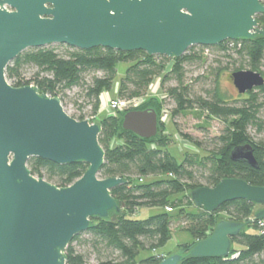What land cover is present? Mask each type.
<instances>
[{
  "label": "water",
  "instance_id": "95a60500",
  "mask_svg": "<svg viewBox=\"0 0 264 264\" xmlns=\"http://www.w3.org/2000/svg\"><path fill=\"white\" fill-rule=\"evenodd\" d=\"M261 15L262 0H0V264H66L70 243L94 220L123 214L111 192L127 183L100 178L106 157L100 125L75 120L59 97L41 95L35 86H11L6 70L12 62L28 50L54 45L180 59L193 47L264 37ZM231 78L240 95L264 86V77L254 71ZM122 128L150 140L159 134V118L153 109L129 111ZM31 158L84 163L88 170L73 185L59 188L32 175ZM230 158L259 168L250 144L232 150ZM190 198L209 213L239 200L256 209L247 222L221 219L208 239L160 264L228 259L233 239L264 221V187L240 179L198 188Z\"/></svg>",
  "mask_w": 264,
  "mask_h": 264
},
{
  "label": "trees",
  "instance_id": "16d2710c",
  "mask_svg": "<svg viewBox=\"0 0 264 264\" xmlns=\"http://www.w3.org/2000/svg\"><path fill=\"white\" fill-rule=\"evenodd\" d=\"M262 3L264 5V0ZM257 19L264 28V15ZM206 49L193 47L182 58L172 60L160 56L151 57L141 51L122 53L103 48L82 51L54 45L28 50L7 68L6 77L11 86L21 88L33 84L41 95L60 98L68 90L83 88L86 98L93 103L94 114H98L101 96L113 88L117 66L130 63L120 83L117 99L144 98L153 82L162 77L163 87L173 80L177 83L176 87L166 90L168 98L175 104L173 118L187 111L199 110L226 125V134L220 138L223 144L221 149L211 152L205 158L188 155L179 161L169 150L166 124L162 122L163 102L153 98L135 109H153L158 115L159 134L150 140L123 130V116L127 112L102 118L99 123V143L106 157L100 178H121L127 181L111 192L123 207V214H114L110 220H94L88 232L77 236L70 243L65 252L66 264H90L87 252L79 250L81 247L90 249L96 257V264H160L170 256L159 251L172 239L175 226L173 213H176L183 230L193 238L191 243L178 247V251L186 253L193 244L208 239L221 219L247 222L252 218L256 207L247 201L227 203L218 212L209 213L197 208L190 198L192 191L201 187L214 188L224 179H240L250 185L264 187V140L255 141L249 133L250 129L259 132L264 130V121L259 117L264 109V102L261 101V96L264 98V86L245 94L244 98L234 103L226 101L218 88L210 100L193 96L185 83V65L201 61L202 57L196 50ZM213 49L223 53L228 63H235L233 73L244 71L246 63L250 71L264 77L261 72L264 66V37L227 41ZM234 55L238 59H234ZM240 61L242 64L237 66ZM170 62L173 66L167 71ZM27 66L38 70L32 82H26L23 77ZM90 72H101L103 76H94L90 82H85V75ZM72 118L85 120L83 117ZM185 138L191 141L190 137ZM248 144L253 147L258 169L244 163H235L230 158L232 150ZM28 168L34 177L59 188L73 185L88 170L84 163L57 165L39 158H31ZM184 204L188 207H184ZM147 207L162 208L164 211L145 220L133 218L138 210ZM167 208L171 211H166ZM142 252H152V255L141 258ZM181 264H264V233H261L259 221L233 239L228 259L188 258Z\"/></svg>",
  "mask_w": 264,
  "mask_h": 264
},
{
  "label": "rangeland",
  "instance_id": "374dc122",
  "mask_svg": "<svg viewBox=\"0 0 264 264\" xmlns=\"http://www.w3.org/2000/svg\"><path fill=\"white\" fill-rule=\"evenodd\" d=\"M213 48L214 47H209L204 51L196 50V52L202 57V60L189 62L185 65L186 86H189L193 96L203 97L207 100H210L211 95H213L216 88H218L226 101L234 103L235 100L242 99L245 96L238 93L231 78L234 72L235 63H228V58L223 53H220ZM234 59L238 58L235 56ZM240 64H242L241 61L237 66ZM172 66L173 63L170 62L167 65V71H170ZM129 67L130 63H120L117 66V74L113 83V88L109 92L111 96L115 95L116 98L118 97L115 93L119 89L120 83L125 77L126 71ZM243 70L250 71L251 68L245 63ZM37 72L38 70L33 66L25 67L23 71L25 81L32 82L34 75ZM261 72L264 73V66L261 68ZM94 76L102 77L103 74L101 72L87 73L85 75V82H90ZM29 86L34 85L31 84ZM176 86L177 83L173 80L166 83L163 87L162 77L157 78L151 85L147 96L142 98L140 106L149 102L153 98H155L157 102H163L162 117L164 116V112L168 115L165 121V135L168 136L167 138L170 140L169 150L179 161H183L188 155L199 156L200 158L208 157L211 152H216L222 148L223 144L220 141V138L224 137L226 134V125L219 119L199 110L187 111L182 115L173 118L172 111L175 109V104L168 98L166 90ZM256 93H258V91H256ZM48 96L51 97L50 95ZM61 98L63 100L61 101L65 112L71 117H83L85 118L84 121L99 124L102 121V118L109 115L106 110L94 114L93 103L86 98L85 92L81 87H75L66 91L61 95L60 99ZM261 98V101L264 102V98L262 96ZM259 117L264 121V109L261 111ZM249 133L255 141L264 140V130L259 132L255 129H250ZM185 136L190 137L191 141L187 140ZM196 176L199 177V174L197 173ZM180 197L181 196H178L177 198ZM184 207H188V205L184 204ZM163 211L164 209L162 208H141L133 218L136 220H145L158 215ZM172 216L174 217L173 221L175 222L172 239L159 251L160 253H164V255L174 254L179 250L178 247L180 245L191 243L193 241L192 236L183 230L180 222L177 220L176 213H173ZM250 231L255 232L254 229H251ZM79 250L81 252H87L90 264H96V257L88 247H81ZM151 255L152 252H142L140 257L146 258Z\"/></svg>",
  "mask_w": 264,
  "mask_h": 264
},
{
  "label": "built area",
  "instance_id": "2783aa9c",
  "mask_svg": "<svg viewBox=\"0 0 264 264\" xmlns=\"http://www.w3.org/2000/svg\"><path fill=\"white\" fill-rule=\"evenodd\" d=\"M142 103L141 99H133V100H121V99H111L108 101L107 104H103L101 102V111H107L109 113L108 116H116L120 113H125L129 111H133L137 109L140 104ZM166 112H164V116L162 117V122L165 123L166 121ZM166 211L170 212L171 210L169 208L166 209ZM259 228L261 230V233H264V221H259Z\"/></svg>",
  "mask_w": 264,
  "mask_h": 264
},
{
  "label": "crops",
  "instance_id": "0c3cea01",
  "mask_svg": "<svg viewBox=\"0 0 264 264\" xmlns=\"http://www.w3.org/2000/svg\"><path fill=\"white\" fill-rule=\"evenodd\" d=\"M117 92H118V90L116 91L115 94H117ZM108 94H109V92H105V93L101 96V102H102L103 104H107L108 101L111 100V99H116L115 95L111 96L110 94H109V95H108ZM222 218H224V216H223ZM159 253H160V252H159ZM161 254H164V253H161Z\"/></svg>",
  "mask_w": 264,
  "mask_h": 264
}]
</instances>
